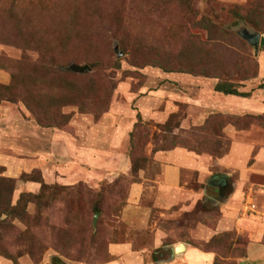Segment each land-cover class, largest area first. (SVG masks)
I'll use <instances>...</instances> for the list:
<instances>
[{
	"label": "rangeland",
	"instance_id": "rangeland-1",
	"mask_svg": "<svg viewBox=\"0 0 264 264\" xmlns=\"http://www.w3.org/2000/svg\"><path fill=\"white\" fill-rule=\"evenodd\" d=\"M14 1L0 0L1 9H22L19 26L32 17L50 47L26 44L15 23L0 20V176L15 184L12 206L31 195L17 211L0 208V256L14 264H107L115 259L110 245L128 242L150 261L161 236L215 253V264H243L251 244H264V47L256 52L238 32L264 39V0ZM219 82L251 96H231L232 109L217 105L212 97H228L215 92ZM204 100L210 112L227 113L207 117L198 110ZM230 135L244 150L227 159ZM61 138L70 165H59ZM172 149L205 159V171L185 172L177 203L161 207L153 203L159 156ZM242 169H251L244 185ZM220 178L240 194L244 228L217 233L231 196L203 205L217 197L208 187ZM134 184L145 188L143 227L124 215ZM249 197L255 213L244 210Z\"/></svg>",
	"mask_w": 264,
	"mask_h": 264
},
{
	"label": "crops",
	"instance_id": "crops-1",
	"mask_svg": "<svg viewBox=\"0 0 264 264\" xmlns=\"http://www.w3.org/2000/svg\"><path fill=\"white\" fill-rule=\"evenodd\" d=\"M222 2H229V3H246L248 0H220ZM216 86V85H215ZM211 97V96H210ZM231 96L226 97V100L218 99L217 97H212L211 100L215 101V103H225L226 107L232 109L229 104L237 103L236 100H232ZM234 98V97H233ZM215 99V100H214ZM238 101V100H237ZM248 101V100H247ZM254 101V100H253ZM260 101V100H259ZM204 105L202 107L198 106V110L201 112H208L207 117H210L214 114H225L227 112L222 111H214L210 112V108L206 104L207 101H203ZM261 102V101H260ZM254 103V102H252ZM234 104V105H235ZM256 104V103H255ZM205 106V107H204ZM260 109L257 105L253 106V109ZM236 110V109H233ZM230 111V110H228ZM232 112V111H231ZM230 129V127H229ZM227 129V131H229ZM235 130V129H234ZM226 131V130H225ZM226 131V133H228ZM231 138H236L235 136L230 135ZM61 147L60 149L65 152V154L61 155L63 160L59 162V165H65V161L68 162L67 157H71L72 155L69 154L71 147L69 146V142L64 138L60 139ZM248 147L245 146V150ZM244 150L242 144L237 142L235 139L233 141V145L231 147L230 157H234L238 153H241ZM69 154V155H68ZM65 159V160H64ZM159 159L163 161L162 166V178L161 182L158 183V192L157 197L153 199V203L155 205L169 206L171 207L174 203H177L178 197L176 196L182 187L183 182V174L185 172H195V171H205V159L198 157L195 153H192L185 149H176L170 151L167 154H163L159 156ZM226 161V160H223ZM70 162H68V165ZM42 166V163H40ZM66 166V165H65ZM57 169V167L55 168ZM204 169V170H203ZM233 171H238V169H231ZM241 175L242 184H247L250 180V173L251 169H242L239 170ZM143 185L134 184L130 191V196L128 200V205L124 210L125 219L127 221L134 220L137 225L144 226L146 225V220L148 213L146 209L141 206L143 200L142 195L144 191ZM156 189V186H153V190ZM238 194L236 197L231 196L232 198L226 201L223 205L225 209H222V219L219 222L217 233H224V232H232L237 225L242 228L245 227L246 223H244L245 217H242L239 210H240V203L238 202ZM239 203V204H238ZM174 206V205H173ZM240 232V228H237ZM156 242L154 243V250L155 253H158V256L155 260H147L146 255L147 251L139 252L136 251L134 246L131 243H117L110 245V252L115 257L113 261L107 264H215L216 262V254L213 252H206L198 247H195L189 242H177L171 244H165L163 242V238L159 236ZM180 244L185 245V251L180 252V254H174L173 249L178 247ZM161 249V250H159ZM167 254V256H166ZM164 256V257H163ZM0 264H13L10 260L0 256ZM243 264H264V244H251V250L249 254V258L243 259Z\"/></svg>",
	"mask_w": 264,
	"mask_h": 264
},
{
	"label": "trees",
	"instance_id": "trees-1",
	"mask_svg": "<svg viewBox=\"0 0 264 264\" xmlns=\"http://www.w3.org/2000/svg\"><path fill=\"white\" fill-rule=\"evenodd\" d=\"M16 2H18V0L14 1V4ZM21 10L22 9H18L15 6H11L9 9H6V10L1 9V7H0V20L1 21H7V22L11 21V22L15 23L19 33L21 35L24 34L25 38L27 39L26 44L36 42V43H39L40 45L50 47L49 45H45L43 42H41L39 40L38 36H40V31L38 30L36 22L34 20H32V17H30V19L28 21H26L25 25H22V23H21L19 26V23H18V21H16V18L18 16V14L21 13ZM68 31H69V29L67 31L65 30V32H64L65 36H67L66 32H68ZM262 47H264V39L262 40ZM43 52H44V50H43ZM117 54L119 56L120 52H117ZM184 72L189 73V74L193 73V72H187V71H184ZM12 76H13V79H15L13 74H12ZM240 87L234 86L231 83L219 82L215 86V92L224 94L226 96H234V97L236 96V97H241V98H248L251 96L249 93L240 92L239 91ZM2 88H5L7 90H12L9 87H1V89ZM0 105H1V102H0ZM215 115H217V114H214L211 116H215ZM173 116H175V115H173ZM246 126H248V125L246 124ZM219 157H220V155H219ZM230 188L232 189L231 191H230ZM211 189H215L217 197H215L214 199H208V198L205 199V201H204L205 204L203 203V205H204V207L206 206V208H208V209H212V207L214 206L213 204L217 200L223 202L226 199H228L230 196H232L233 192H234L233 185L231 184V181L228 178L227 179H221L220 178V179H218V181L213 182L212 185L210 187H208V191ZM15 191H16V189H15L14 182L11 179H7V178L0 176V208H2L3 205H7V206L12 207L13 211H17L19 209V207L22 206V204L30 203L26 199L31 198V195L22 194L19 201H18V204L16 206H12V199L11 198H12ZM215 199H217V200H215ZM3 200L5 201L4 204H3ZM6 212H9V211L6 210ZM94 212L97 215L101 211L98 209L97 210L94 209ZM208 213H210V212L208 211ZM55 262H56V260H55ZM59 264H63V263L59 262Z\"/></svg>",
	"mask_w": 264,
	"mask_h": 264
},
{
	"label": "water",
	"instance_id": "water-1",
	"mask_svg": "<svg viewBox=\"0 0 264 264\" xmlns=\"http://www.w3.org/2000/svg\"><path fill=\"white\" fill-rule=\"evenodd\" d=\"M238 33L243 39L248 41L249 44H251V46L254 47L256 52L259 51L261 41H262V36L260 34L252 33L246 28L240 29ZM122 55H123V53L119 54V56H122ZM68 70L71 72H75V73H89V72H91V68L89 66L71 65L68 68ZM99 217H100V214H97L95 216L94 225L97 224ZM184 251H185V245L184 244H180L178 247L173 249L174 254H180V252H184Z\"/></svg>",
	"mask_w": 264,
	"mask_h": 264
},
{
	"label": "built area",
	"instance_id": "built-area-1",
	"mask_svg": "<svg viewBox=\"0 0 264 264\" xmlns=\"http://www.w3.org/2000/svg\"><path fill=\"white\" fill-rule=\"evenodd\" d=\"M246 213H251V212H256L257 210V205L254 203L253 200H250V197L248 198L246 204H245V208H244Z\"/></svg>",
	"mask_w": 264,
	"mask_h": 264
}]
</instances>
